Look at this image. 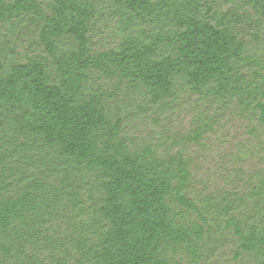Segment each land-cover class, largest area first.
<instances>
[{
	"label": "trees",
	"instance_id": "16d2710c",
	"mask_svg": "<svg viewBox=\"0 0 264 264\" xmlns=\"http://www.w3.org/2000/svg\"><path fill=\"white\" fill-rule=\"evenodd\" d=\"M0 264H264V0H0Z\"/></svg>",
	"mask_w": 264,
	"mask_h": 264
},
{
	"label": "rangeland",
	"instance_id": "374dc122",
	"mask_svg": "<svg viewBox=\"0 0 264 264\" xmlns=\"http://www.w3.org/2000/svg\"><path fill=\"white\" fill-rule=\"evenodd\" d=\"M219 131L222 132L226 136L225 138H227L228 140H230L232 137H234L237 132L242 133L243 136L246 135L245 130H219Z\"/></svg>",
	"mask_w": 264,
	"mask_h": 264
}]
</instances>
